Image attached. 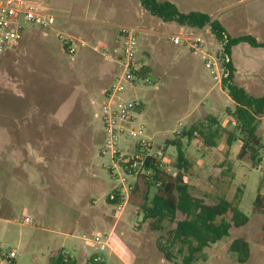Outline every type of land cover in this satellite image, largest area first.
Wrapping results in <instances>:
<instances>
[{
    "label": "rangeland",
    "instance_id": "1",
    "mask_svg": "<svg viewBox=\"0 0 264 264\" xmlns=\"http://www.w3.org/2000/svg\"><path fill=\"white\" fill-rule=\"evenodd\" d=\"M44 1L58 16L56 25L48 30L30 25L19 47L0 59V128H19L15 131L17 139L30 142L31 154L42 156L47 218L42 219L41 212L19 210L11 224L0 223V264H51L60 253L71 264H92L97 256L104 259L102 264H122L118 255L109 248L100 250L94 241L97 235L105 239L111 225L84 227L79 215L82 201H75L84 198L91 213L113 211V220L118 218L107 197L120 181L110 171V155L101 150L106 139L103 91L116 76V67L104 53L115 44L119 26L144 31L139 35L138 59L148 65L153 81L123 96L143 104L132 126H143L156 150L163 153L166 167L172 168L177 157V147L171 142L180 139L191 163L186 180L193 194L208 202L225 197L249 218L247 225L232 227L227 237L198 254L193 264H241L230 249L237 238H245L250 244L251 257L245 264H264V216L254 211L257 194L264 193V119L257 128L262 138V161L255 165L248 155L240 158L241 142L227 147L228 132L236 124L232 115L235 103L222 87L223 45L210 27L193 30L163 22L136 0ZM176 5L184 13L199 11L214 17L232 37L252 35L264 42V0H180ZM192 33H201L203 51L209 57L188 45L172 44L167 38ZM61 35L64 39L59 38ZM64 40H71L67 49ZM232 56L238 69L235 82L252 96H264V48L241 43L233 48ZM213 58L220 76L211 74L209 62ZM209 115L220 123L212 127L219 128L214 147L207 146L203 136ZM194 128L199 131L191 137L182 136ZM136 143L122 137L119 148L128 151ZM128 181L136 184L139 179ZM49 190L86 191L84 197L63 195L60 203ZM144 192L141 185L139 192L131 194L119 215L116 235L135 253L136 264H173L164 260L157 242H165L174 225L166 222L162 231L151 227V220L141 209ZM155 192L151 188L149 196ZM25 198L33 197L28 194ZM60 214L62 221L55 218ZM26 216L31 218L30 224L24 222ZM11 250L16 252L14 259L6 256ZM173 251L176 260L182 262L177 246Z\"/></svg>",
    "mask_w": 264,
    "mask_h": 264
},
{
    "label": "trees",
    "instance_id": "2",
    "mask_svg": "<svg viewBox=\"0 0 264 264\" xmlns=\"http://www.w3.org/2000/svg\"><path fill=\"white\" fill-rule=\"evenodd\" d=\"M152 16L163 22H175L181 26L193 30H201L210 27L216 39L223 45L220 54L223 59V67L226 75L222 78V87L235 103L233 118L235 129L228 132L227 147L230 149L235 142H241L239 156H249L253 164H259L262 159L260 150L262 138L257 134L259 121L264 119V96L255 97L246 89L235 82L236 69L230 60L232 50L241 43H247L253 48H264V42L258 41L252 35L232 37L219 20L212 19L210 15L192 11L182 12L178 6L168 0H136ZM68 48V44H65ZM229 58L227 62L226 59ZM149 72V70H147ZM213 124L219 125L218 119L208 116V124L203 125L205 131L204 142L207 146H215V138L219 135V128L212 130ZM199 130L195 128L189 132H183L182 136L191 137ZM171 144L177 147V157L173 165V173H166L159 167L153 168L150 180L146 176L138 177L134 192H139L141 185L145 187L141 209L144 217L151 220L150 225L155 230H164L166 222L174 227L168 232L166 241L159 239L158 250L165 260L173 264H193L197 255L203 253L206 248L215 245L229 235L232 227H242L248 224L249 218L233 201L220 197L217 201L208 202L193 194L187 183V174L191 163L186 155L180 139H175ZM160 183V184H158ZM155 188V194L150 197L149 190ZM254 211L264 216V193L259 192L254 200ZM264 233V224L262 226ZM178 247V253L183 255L182 262L176 260L173 251ZM237 261L245 264L250 260L251 248L245 238H237L230 245ZM92 264H102L91 260ZM51 264H71L60 253ZM74 264V263H72Z\"/></svg>",
    "mask_w": 264,
    "mask_h": 264
},
{
    "label": "built area",
    "instance_id": "3",
    "mask_svg": "<svg viewBox=\"0 0 264 264\" xmlns=\"http://www.w3.org/2000/svg\"><path fill=\"white\" fill-rule=\"evenodd\" d=\"M57 18L44 0H0V59L18 48L30 25L48 30L56 25ZM143 32L132 26L117 27L115 44L104 53L108 62L116 67V76L109 88L103 91L106 102L102 105V118L106 139L101 153L110 155L112 160L110 171L120 181V185L107 197L108 204L114 206L117 216L124 211L135 189V182H129L128 178L146 176L152 180L150 174L153 168L159 167L166 173H172L173 170L163 165V153L156 150L154 142L146 135L143 126L139 128L132 126L136 119L135 114L143 106L142 102L123 98L125 94L135 92L141 85L153 84L147 72L148 65L138 59L139 35ZM200 34L167 35V38L172 44L188 45L190 49L207 57L203 51L205 40ZM59 38L64 39L62 35ZM64 41L65 44L71 42ZM70 51L75 52L72 44ZM213 59V62H209L211 74L220 76L218 63L215 58ZM226 61L228 62L229 58ZM222 70L225 76V68ZM122 137L127 140L135 139L137 143L129 146L128 151H124L119 148ZM31 221L30 218L24 219L26 224H30ZM94 241L100 250H105L109 246L108 236L103 239L97 235ZM6 256L14 259L16 252L11 250ZM94 261L103 262V259L97 256Z\"/></svg>",
    "mask_w": 264,
    "mask_h": 264
},
{
    "label": "crops",
    "instance_id": "4",
    "mask_svg": "<svg viewBox=\"0 0 264 264\" xmlns=\"http://www.w3.org/2000/svg\"><path fill=\"white\" fill-rule=\"evenodd\" d=\"M171 2H176L178 4L180 0ZM211 18L214 19L212 16ZM229 58L236 69V74L238 69L234 64L232 53ZM24 127H20L22 132H24ZM18 129L12 126L0 128V223L6 224H11V218H13L15 213L19 210L41 212L39 214L42 219L47 218L48 193L46 188L47 177L45 166L43 165L44 161L41 160V155L35 156L31 154V150H29L30 142H21L17 139L15 131L19 132ZM18 147H22L24 150L21 151ZM84 191L86 190H49L51 196H55V198L58 199L56 202L59 201L60 203L63 195H80L84 197ZM28 194L33 198L26 199L25 197ZM75 201H77L76 203L82 201L80 205L82 204L83 208L81 212H79L82 225L84 227L99 224L106 226L111 225L109 233L105 234V236L109 238V246L107 248H109L114 255H118V259L122 264H136L138 258L135 253L116 235V228L120 216L114 221L115 215L113 211L112 214H108L105 211H95L91 213L92 208L86 207L84 198H78ZM57 208L58 207L55 205L54 210L56 211ZM58 210H62V207L59 206ZM25 218L29 217L26 216L24 219ZM55 218L62 221L61 214ZM112 222L113 224H111Z\"/></svg>",
    "mask_w": 264,
    "mask_h": 264
}]
</instances>
